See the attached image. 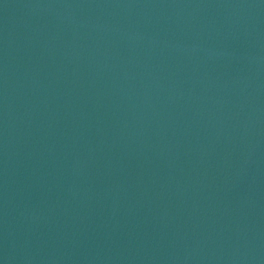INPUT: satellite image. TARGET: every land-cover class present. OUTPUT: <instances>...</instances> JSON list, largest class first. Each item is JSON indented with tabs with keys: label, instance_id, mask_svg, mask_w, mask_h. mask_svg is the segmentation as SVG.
Wrapping results in <instances>:
<instances>
[{
	"label": "water",
	"instance_id": "1",
	"mask_svg": "<svg viewBox=\"0 0 264 264\" xmlns=\"http://www.w3.org/2000/svg\"><path fill=\"white\" fill-rule=\"evenodd\" d=\"M0 264H264V0H0Z\"/></svg>",
	"mask_w": 264,
	"mask_h": 264
}]
</instances>
